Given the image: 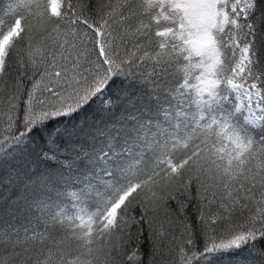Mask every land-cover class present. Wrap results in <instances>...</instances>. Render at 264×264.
Returning <instances> with one entry per match:
<instances>
[{"label":"snow or ice","instance_id":"snow-or-ice-1","mask_svg":"<svg viewBox=\"0 0 264 264\" xmlns=\"http://www.w3.org/2000/svg\"><path fill=\"white\" fill-rule=\"evenodd\" d=\"M0 264H264V0H0Z\"/></svg>","mask_w":264,"mask_h":264}]
</instances>
